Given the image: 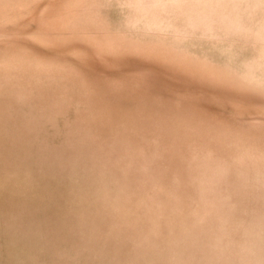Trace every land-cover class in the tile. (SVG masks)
<instances>
[{
  "label": "rangeland",
  "instance_id": "1",
  "mask_svg": "<svg viewBox=\"0 0 264 264\" xmlns=\"http://www.w3.org/2000/svg\"><path fill=\"white\" fill-rule=\"evenodd\" d=\"M0 264H264V0H0Z\"/></svg>",
  "mask_w": 264,
  "mask_h": 264
}]
</instances>
